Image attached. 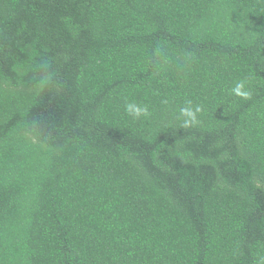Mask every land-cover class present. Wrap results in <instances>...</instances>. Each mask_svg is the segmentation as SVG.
Listing matches in <instances>:
<instances>
[{
	"label": "trees",
	"instance_id": "trees-1",
	"mask_svg": "<svg viewBox=\"0 0 264 264\" xmlns=\"http://www.w3.org/2000/svg\"><path fill=\"white\" fill-rule=\"evenodd\" d=\"M0 264H264V0H0Z\"/></svg>",
	"mask_w": 264,
	"mask_h": 264
},
{
	"label": "clouds",
	"instance_id": "clouds-1",
	"mask_svg": "<svg viewBox=\"0 0 264 264\" xmlns=\"http://www.w3.org/2000/svg\"><path fill=\"white\" fill-rule=\"evenodd\" d=\"M245 84L244 82H238L236 86L232 89L233 93L236 96L248 98L249 92L244 90ZM125 111L133 117V119H139L141 117L147 118L150 115V111L147 105H141L134 102H128L125 104ZM201 112V108L199 106L193 108L191 106V102H189L188 106L182 107L179 110L178 119L181 120L182 126L184 128L193 126L197 124L198 121V113Z\"/></svg>",
	"mask_w": 264,
	"mask_h": 264
}]
</instances>
